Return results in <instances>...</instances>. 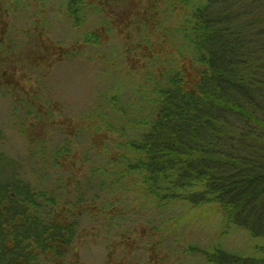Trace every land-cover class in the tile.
Listing matches in <instances>:
<instances>
[{
    "label": "trees",
    "instance_id": "trees-1",
    "mask_svg": "<svg viewBox=\"0 0 264 264\" xmlns=\"http://www.w3.org/2000/svg\"><path fill=\"white\" fill-rule=\"evenodd\" d=\"M64 4L72 28L82 26L84 0ZM160 5L159 13L151 5L163 17L152 23L156 34L134 36L136 49H148L135 60L142 69L131 76L128 66L102 60L105 75L129 81L120 77L122 86L98 91L51 150L35 130L45 126L46 103L25 89L14 92L22 96L17 107H25L17 130L34 132L22 161L0 147V264H79L82 224L99 225L112 244L139 230L142 217L149 228L141 231V264H264V0ZM150 15L146 22L154 21ZM13 33L1 30V62L19 46ZM101 44L92 31L80 46ZM43 56L45 63L53 57ZM32 60L36 67L40 56ZM10 78L0 70V93L15 87ZM2 138L0 129V145ZM75 153L67 164L82 166L79 176L61 170ZM234 234L245 239L243 250L226 246Z\"/></svg>",
    "mask_w": 264,
    "mask_h": 264
},
{
    "label": "rangeland",
    "instance_id": "rangeland-1",
    "mask_svg": "<svg viewBox=\"0 0 264 264\" xmlns=\"http://www.w3.org/2000/svg\"><path fill=\"white\" fill-rule=\"evenodd\" d=\"M160 2L161 0H84L88 7L85 21L83 20L82 26L73 29L70 20H67L64 0H0V33L6 27V30L14 32L15 40L19 41L18 47L8 49V52H13L11 55L14 57L0 61V70L10 71L9 81L12 80L16 87L9 86L7 91L0 93V129L3 136L0 147L3 151L9 157L22 161L30 145L26 137L34 132V129L31 132L28 130L26 136L18 132V123H25V107H17V99L22 96L14 92L25 89L24 93L42 97L46 103V106L40 107L41 113L44 111L45 118L42 120L45 126L43 128L38 123L35 130L44 136L47 148L51 150L58 138L61 140L64 135L67 137L68 122L76 121L92 106L98 91L105 90L114 83L123 85L120 79L122 76L104 74L105 66L102 60L105 63L109 60L115 66H128L129 69L124 71H129L131 76L136 73L135 66H143L142 61L135 60L148 54V49L144 50V43L136 49L134 36L139 32L149 37L150 34H156L153 24L157 25L163 17L156 14L151 5L155 4L159 13ZM150 14H154L152 16L155 19L149 23L144 18L151 17ZM92 31L99 34L101 47L84 50L80 46L81 40ZM20 41H24L25 45H21ZM76 49H79L77 55H69L67 59L66 53ZM151 49L154 53V48ZM45 54L53 56L46 63L43 56ZM58 55L59 58L55 59ZM35 56H40L36 67L30 64L35 61L32 60ZM55 60L60 62L56 63ZM36 68L38 75L34 72ZM117 71L120 74V69L117 68ZM36 76L40 78L37 79ZM123 81L128 82L129 78L125 77ZM126 87L129 88V85L126 84ZM128 93L127 89L125 94ZM37 104L34 103L36 108L39 105ZM49 116L52 121H47ZM36 119L32 123L36 122ZM31 120L32 117L27 119V125ZM61 130L62 135L57 136ZM50 135L53 137L51 142L48 139ZM77 157L78 154L75 153L74 156L66 158L61 170H70L77 175L82 172V166L77 168L67 164L70 160H77ZM213 224H206L205 229L197 234V239L201 241L207 233L210 234ZM140 225L139 230L127 239L117 240L114 236L115 240L109 244L99 225L82 224V236L76 245L78 263L137 264V258L143 254L139 263L141 264L147 254V243L144 241L146 238L141 234L142 229L147 227L146 218L140 219ZM135 236L141 240L134 242ZM116 242L119 244L116 245ZM245 242L241 235L234 234L228 239L226 246L233 250H243ZM137 249L139 251L135 252Z\"/></svg>",
    "mask_w": 264,
    "mask_h": 264
}]
</instances>
